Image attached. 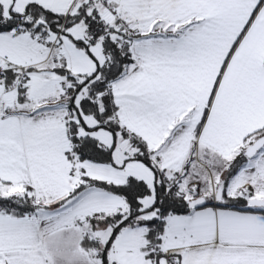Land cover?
Returning <instances> with one entry per match:
<instances>
[{"label":"crops","instance_id":"0c3cea01","mask_svg":"<svg viewBox=\"0 0 264 264\" xmlns=\"http://www.w3.org/2000/svg\"><path fill=\"white\" fill-rule=\"evenodd\" d=\"M81 1L0 3L6 12L38 4L61 14ZM98 1L111 12L108 3ZM116 8L137 35L131 45L135 61L113 89L120 124L155 152L179 189L190 179L218 174L220 187L211 185L209 197L202 186L187 200L235 198L240 188L244 198H257L264 188V147L229 187L222 174L233 157L264 136V0H119ZM79 29L46 49L25 32H0V66L17 68L28 78L23 98L17 85L0 82V183L12 189L4 194L18 192L33 201L38 196L40 205L50 206L66 200L62 210L51 209L54 214L41 221L0 214V264H100L82 243L91 228L88 216L122 210L124 200L93 189L67 199L71 192L82 177L123 184L134 176L150 187L155 183L154 172L140 161L120 169L68 158L64 77L56 67L61 63L71 74L86 75L104 62L92 46L87 52L76 45L73 38L86 34ZM91 135L113 141L104 130ZM122 149L116 150L117 164L125 158ZM218 190L223 197H216ZM147 198L145 207L152 199ZM146 233V227L136 226L117 235L120 264L156 262L144 251ZM161 239L166 257L159 264H167L169 253L179 264H264V213L206 205L167 217Z\"/></svg>","mask_w":264,"mask_h":264},{"label":"trees","instance_id":"16d2710c","mask_svg":"<svg viewBox=\"0 0 264 264\" xmlns=\"http://www.w3.org/2000/svg\"><path fill=\"white\" fill-rule=\"evenodd\" d=\"M105 3L110 5L112 13L108 18L102 16V11L106 9L98 0H82L72 10L61 14L38 4H29L21 13L12 9L6 12L0 3V32L29 33L34 30L33 34L37 38L46 39L56 37L60 31L63 35H69L70 29L84 22L86 34L80 39L73 38L76 45L90 52L91 45L101 44L104 62L97 63L91 73L74 75L61 63L56 67V71L63 75L66 82L61 97L68 113L66 121L70 140L68 158L73 163L91 161L120 169L129 161H140L154 172L155 183L150 187L134 176H129L123 184L82 177L67 199L94 189L117 195L124 200L125 208L122 210L88 216L91 228L82 243L100 264H120L110 260L108 255L110 246L123 229L136 226L147 228L144 251L147 253V259L155 257L156 262L153 264H159V261L166 257V253L161 250V236L166 218L187 214L194 209L189 208V200L183 195V190L179 189L174 176H169L170 174L159 167L155 152L140 138L133 137L127 132L118 121V107L114 102L113 89L135 61L131 45L137 35L130 33L121 13L115 12L118 3L106 0ZM17 70V68L7 70V79L4 82L12 86L17 85L20 98H23L26 96L28 78L25 72ZM100 130L111 133L113 137L111 144H106L91 135ZM121 146L125 158L122 164H117L116 150ZM247 160L245 149L233 157L222 174V184L227 185ZM147 197L152 199L149 206L145 207L144 199ZM249 200L243 196L227 197L216 202L209 200L207 205L264 213L263 207L248 206ZM65 201L62 200L52 206L35 205L32 199L22 194L0 195V214L24 218L32 216L39 209H56ZM101 227L112 228L109 242L104 247L97 234Z\"/></svg>","mask_w":264,"mask_h":264},{"label":"rangeland","instance_id":"374dc122","mask_svg":"<svg viewBox=\"0 0 264 264\" xmlns=\"http://www.w3.org/2000/svg\"><path fill=\"white\" fill-rule=\"evenodd\" d=\"M103 1H105V0H103ZM100 5H102V4H100ZM102 13H103V17H106V18H108V17H111V12H109V11H107V10H104V11H102ZM105 15V16H104ZM81 27L83 28V35H84V33H85V30L86 29H84V28H86L85 27V23L83 22V23H80V24H77V25H75L73 28H80L81 29ZM80 29H79V31H80ZM77 33L79 34V32L77 31ZM80 35V34H79ZM82 35V36H83ZM92 46V51L94 52V54H96L97 55V57L100 59V55L102 56V59H104L103 57H104V54H103V48H102V46H101V44H97V45H91ZM90 46V47H91ZM4 82V81H3ZM88 121H90V122H94L93 120H91V119H88ZM50 156H53V154H51ZM216 178V179H215ZM214 179H215V181H214ZM232 182V181H231ZM197 184V186H199V189H195V185ZM211 185H217V186H219L218 185V174L216 173V172H214V171H212L209 175H208V177H207V179H206V177H205V179H203V180H199V179H190V181H188V183H186L185 184V186H182V190H183V195L185 196V198H190L191 196H197V194L199 193V190H200V187H202L203 186V193H202V195H204L205 197H209L210 195H211V193H212V186ZM228 187H229V185H227ZM194 187V188H193ZM220 187V186H219ZM243 188H240V190H238L237 191V193L238 194H240L241 196H243L244 197V193H246V191H243L242 190ZM94 190V189H93ZM220 190V189H219ZM219 190H218V193H217V195H216V197L217 198H221V197H223V195H221V197L220 196H218V194H220L221 192H219ZM8 191H12V189H10V188H4L3 187V184H2V182L0 183V195H5L4 193H8ZM17 195H21V194H19L18 192L16 193ZM256 197H257V199H259V200H264V188L263 189H261V191H260V194H257L256 195ZM36 198H37V200H36ZM36 198L34 199V201H33V203L35 204V205H38L39 203H43L42 202V200L38 197V196H36ZM195 199V198H194ZM149 201V198H147L146 199V202H148ZM65 207V204H59L58 206H57V210H62L63 208ZM264 208V207H263ZM44 214H45V216H47V215H52V214H54V213H51V209H47V210H43V211H37V212H35V213H33V215H34V217L38 220V221H41L44 217ZM62 220V218L61 219H59V222ZM49 222V221H48ZM56 221H50V224L52 225L53 223H55ZM97 234H98V239H99V241H100V243H101V245H102V247H104L106 244H107V242H109V239H110V237H111V234H112V228H104V227H101V228H99L98 229V231H97ZM93 237V236H92ZM94 238V237H93ZM108 255H109V258H110V260H115V261H117L116 259V255H115V244H114V242H112V244H111V246H110V249H109V252H108ZM118 262V261H117ZM119 263V262H118Z\"/></svg>","mask_w":264,"mask_h":264},{"label":"built area","instance_id":"2783aa9c","mask_svg":"<svg viewBox=\"0 0 264 264\" xmlns=\"http://www.w3.org/2000/svg\"><path fill=\"white\" fill-rule=\"evenodd\" d=\"M106 1H113V2H117V3L119 2V0H106ZM115 12L116 13H119V14L121 13L119 11V8H116L115 9ZM129 31H130L131 34H135L136 33L133 29H130V28H129ZM33 32H35V31L32 30L29 33H26L27 37L29 39L33 40V41H37L38 44L42 48H44V49H46V48H53V47L57 46L59 40L63 36L62 31H60L58 33V35L56 37H54V38H46V39L44 37L37 38L33 34ZM6 79H7V70L5 68H3V67L0 66V82L5 81ZM65 86H66V82H62V88H63V90H64ZM194 187H195V189H198L199 186H197V184H196ZM166 261H167V264H179L178 258L176 256L172 255L171 253H169L167 255Z\"/></svg>","mask_w":264,"mask_h":264},{"label":"water","instance_id":"95a60500","mask_svg":"<svg viewBox=\"0 0 264 264\" xmlns=\"http://www.w3.org/2000/svg\"><path fill=\"white\" fill-rule=\"evenodd\" d=\"M264 147V136L257 139L252 145H250L245 150V156L248 159L253 158L262 148ZM221 194V193H220ZM219 194V195H220ZM209 203V200L205 197H199L192 199L188 202V206L191 209H197L204 207ZM248 206L250 207H264V200H259L257 198H252L248 201Z\"/></svg>","mask_w":264,"mask_h":264}]
</instances>
